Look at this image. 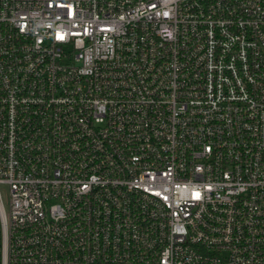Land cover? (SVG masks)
Returning a JSON list of instances; mask_svg holds the SVG:
<instances>
[{
	"label": "built area",
	"instance_id": "built-area-1",
	"mask_svg": "<svg viewBox=\"0 0 264 264\" xmlns=\"http://www.w3.org/2000/svg\"><path fill=\"white\" fill-rule=\"evenodd\" d=\"M0 264H264V0H0Z\"/></svg>",
	"mask_w": 264,
	"mask_h": 264
},
{
	"label": "rangeland",
	"instance_id": "rangeland-1",
	"mask_svg": "<svg viewBox=\"0 0 264 264\" xmlns=\"http://www.w3.org/2000/svg\"><path fill=\"white\" fill-rule=\"evenodd\" d=\"M7 195H5V197H6Z\"/></svg>",
	"mask_w": 264,
	"mask_h": 264
}]
</instances>
